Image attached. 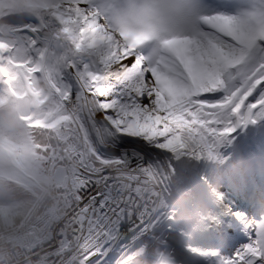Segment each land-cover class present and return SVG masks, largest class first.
<instances>
[{"label": "snow or ice", "instance_id": "6c2138e0", "mask_svg": "<svg viewBox=\"0 0 264 264\" xmlns=\"http://www.w3.org/2000/svg\"><path fill=\"white\" fill-rule=\"evenodd\" d=\"M19 8L35 14L50 11L33 15L34 22L24 26L20 48L0 42L3 96L36 90L43 80L53 101L65 110L71 105L86 137L91 124L97 136L108 133L115 143L119 136L135 137L177 160L188 156L219 163L220 147L232 143L237 129L264 121V9L202 11L196 0H145L127 12L121 0H19ZM113 20L120 22L119 29L113 28ZM178 25L193 38L164 40L166 52L139 50L145 40ZM66 74L78 86L75 94ZM97 113L103 117L100 126ZM5 144L9 163L36 156L27 144ZM133 156L142 159L138 153ZM95 157L98 167L84 163L90 174L80 173L84 194L71 217L55 234L41 230L34 237V250L54 241L43 256L34 251L40 264H107L103 258L128 236L117 264H264V204L256 216L233 210L203 177L212 207L201 210L199 233L214 226L219 250L187 243L195 238L188 233H181L174 247L164 235L179 231L174 214L148 207L146 199L160 195L149 186L157 170L149 164L128 171L127 154ZM113 166L122 174L118 181L104 174ZM168 166L174 174L171 161ZM158 207L164 208L163 199ZM59 211L51 210L49 225ZM21 214L17 208L0 217L11 226ZM225 217L232 218L231 224ZM229 227H237L247 241L234 250Z\"/></svg>", "mask_w": 264, "mask_h": 264}, {"label": "clouds", "instance_id": "9594fccd", "mask_svg": "<svg viewBox=\"0 0 264 264\" xmlns=\"http://www.w3.org/2000/svg\"><path fill=\"white\" fill-rule=\"evenodd\" d=\"M145 0H121V3L125 5V11L127 12L133 4L139 6L142 5ZM48 11L42 9L39 14L29 13L28 15H39L44 16L47 15ZM101 24L104 22L101 21ZM113 28L119 29L120 22L117 20L112 21ZM117 38L123 39L118 36ZM193 37L190 34V30L184 26H175L171 28L169 31L158 33L154 35L153 38L145 40L143 45L140 46L139 50L144 51L145 53L158 50L162 52H166V49L163 48L164 40H176L178 42H186ZM52 59H55L54 57ZM44 95V99H48L50 94H44V89H40V91L29 90L24 92L22 96H19L17 99V103L19 104V111L16 113L15 117L7 122L3 128H0V139H12L18 145L27 144L34 151L40 147L39 143L36 141V134L33 133L32 129L29 127L31 124V119L24 120L21 117L28 116L33 118L35 116V112L39 109L40 104L44 101L41 99V95ZM55 105L56 112L61 119L66 122H70L74 116L72 110L65 112L60 104L53 101ZM102 121L98 126L102 125ZM48 126L55 131V125L53 122H49ZM95 132V129H93ZM115 141L110 138V134L105 133L104 136L100 137L96 135L95 141L89 142L86 138L85 140V155L86 156H96L97 153H102L109 148H114ZM36 152V151H35ZM38 157V153L36 156ZM69 167L74 168L75 162L73 161ZM53 176L55 174H52ZM81 182L79 180H71L70 182H65L63 184V188L67 194V198L64 202V206L60 208L58 218L53 221L54 225H59L62 221L67 219L69 215L74 211L73 205L76 204L78 196L80 195ZM49 189H55L53 183L49 184ZM4 231L7 234L5 238L0 241V264H23L22 257L29 258V264H40L39 259L31 260L29 254H34V244L33 238L30 236H16L12 237V233L15 231L14 223L9 226L8 224L3 225ZM43 244H38V247H42Z\"/></svg>", "mask_w": 264, "mask_h": 264}, {"label": "rangeland", "instance_id": "374dc122", "mask_svg": "<svg viewBox=\"0 0 264 264\" xmlns=\"http://www.w3.org/2000/svg\"><path fill=\"white\" fill-rule=\"evenodd\" d=\"M253 8L256 9H264V0H219L217 4L214 6H210L208 8L201 7L202 11H219L224 12L226 14H236L238 10L242 11H250ZM20 13L16 16L12 15L11 18L20 17ZM62 50H57V54ZM51 55V54H50ZM7 116L2 115L0 116V128H3L7 123ZM251 126V125H250ZM251 134V129L248 132V136ZM243 147V146H242ZM7 201V194L0 191V213L4 212L5 210H9V205L5 203ZM4 222L3 218L0 217V226L1 223Z\"/></svg>", "mask_w": 264, "mask_h": 264}, {"label": "trees", "instance_id": "16d2710c", "mask_svg": "<svg viewBox=\"0 0 264 264\" xmlns=\"http://www.w3.org/2000/svg\"><path fill=\"white\" fill-rule=\"evenodd\" d=\"M9 187L11 194L18 200V205H21L20 208H18L22 210V214L18 215L19 219L24 217L27 213H30V211L34 210L36 206H41L42 208H44L51 201V198L49 196H43L42 200L40 202H37V200H39L41 197V193L38 192L35 187L31 188L33 190H36V192L25 191L15 185H10ZM38 212L39 211L34 210L31 213V219L34 218V216H36Z\"/></svg>", "mask_w": 264, "mask_h": 264}, {"label": "bare ground", "instance_id": "6f19581e", "mask_svg": "<svg viewBox=\"0 0 264 264\" xmlns=\"http://www.w3.org/2000/svg\"><path fill=\"white\" fill-rule=\"evenodd\" d=\"M30 21V19H22V20H20V21H17V22H14V25H15V34L18 36V38L21 40V36H19V32H23V29H24V26H25V23L26 22H29ZM102 118V116L100 117V118H98V119H101ZM226 182L224 181V180H222L221 181V185H219V187H220V190H224L225 188H226ZM237 232L238 233H240L241 231L240 230H237ZM237 236H239V239H241V235L240 234H237ZM232 238H234V234H231V236L229 237V239H232ZM245 239V238H244ZM232 246V245H231Z\"/></svg>", "mask_w": 264, "mask_h": 264}]
</instances>
